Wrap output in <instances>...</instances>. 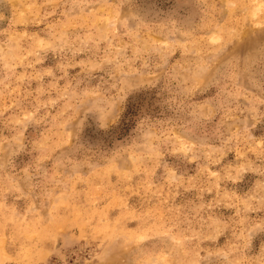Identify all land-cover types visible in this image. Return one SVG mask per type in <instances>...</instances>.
I'll return each instance as SVG.
<instances>
[{"label":"rangeland","instance_id":"rangeland-1","mask_svg":"<svg viewBox=\"0 0 264 264\" xmlns=\"http://www.w3.org/2000/svg\"><path fill=\"white\" fill-rule=\"evenodd\" d=\"M0 264H264V0H0Z\"/></svg>","mask_w":264,"mask_h":264},{"label":"trees","instance_id":"trees-1","mask_svg":"<svg viewBox=\"0 0 264 264\" xmlns=\"http://www.w3.org/2000/svg\"><path fill=\"white\" fill-rule=\"evenodd\" d=\"M128 126H129V123L128 122H124L123 126H122V129H124V131H125V130H127Z\"/></svg>","mask_w":264,"mask_h":264}]
</instances>
